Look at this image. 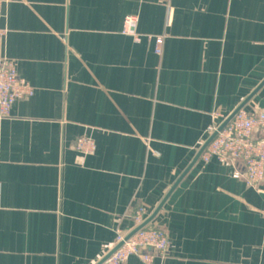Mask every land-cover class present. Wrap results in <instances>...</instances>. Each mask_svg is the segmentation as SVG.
Returning a JSON list of instances; mask_svg holds the SVG:
<instances>
[{
    "label": "crops",
    "instance_id": "1",
    "mask_svg": "<svg viewBox=\"0 0 264 264\" xmlns=\"http://www.w3.org/2000/svg\"><path fill=\"white\" fill-rule=\"evenodd\" d=\"M1 1L0 57L34 95L0 116V264H99L178 182L152 264H264V179L201 158L185 174L264 82V0ZM243 110L264 113V86Z\"/></svg>",
    "mask_w": 264,
    "mask_h": 264
},
{
    "label": "built area",
    "instance_id": "2",
    "mask_svg": "<svg viewBox=\"0 0 264 264\" xmlns=\"http://www.w3.org/2000/svg\"><path fill=\"white\" fill-rule=\"evenodd\" d=\"M4 2L0 0V24L4 18ZM137 19L128 16L124 20L123 34L139 42L141 36L137 33ZM5 30L0 27V37L5 36ZM155 52L162 54L163 37L154 38ZM34 95L33 87L18 75L15 64L4 57H0V116L9 117L15 103L31 98ZM218 130L214 129L213 133ZM212 133V134H213ZM76 149L79 153L90 156L94 154L95 142L89 138H81ZM212 160L221 163L241 161L244 171H236L235 179L243 180L248 187L257 188L264 179V113H248L240 111L232 122L206 148L201 161L205 164ZM147 210L139 207L133 221L136 226L145 222ZM128 234L119 232L115 247L123 243L105 264H125L131 256H137L145 264H152L151 251L165 256L168 250L166 233L158 228L148 226L126 240Z\"/></svg>",
    "mask_w": 264,
    "mask_h": 264
},
{
    "label": "water",
    "instance_id": "3",
    "mask_svg": "<svg viewBox=\"0 0 264 264\" xmlns=\"http://www.w3.org/2000/svg\"><path fill=\"white\" fill-rule=\"evenodd\" d=\"M264 86V82L257 88V90H255L219 127L218 130L216 132H214L209 138L208 140L203 144V146L201 147L199 153L197 154L195 160L193 161V163L191 164V166L188 168V170L186 171L185 174L188 173V171L191 170V168L198 162V160L201 158V156L203 155L204 151L206 150V148L210 145V143L217 137L218 133L223 131L231 122L232 120L236 117V115L242 111L244 109V107L253 99V97L258 93V91ZM184 174V175H185ZM179 183V182H178ZM178 183L171 189V191L169 192V194L166 196V198L162 201V203L158 206V208L155 210V212L147 219L145 220V222L143 224H141L140 226H138L135 230H133L131 233L128 234V236L126 237V240H129L134 234H136L138 231L142 230L143 228L149 226L154 220L155 218L159 215V213L161 212V210L163 209L165 203L167 202V199L169 198V196L171 195V193L173 192V190L175 189V187L178 185ZM123 243L117 245L109 254H107V256H105V258H103V260L99 263V264H105L110 257L122 247Z\"/></svg>",
    "mask_w": 264,
    "mask_h": 264
}]
</instances>
